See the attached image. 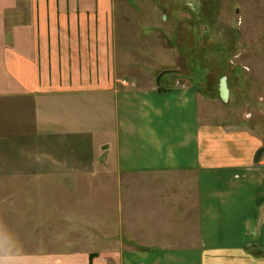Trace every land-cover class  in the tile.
Returning a JSON list of instances; mask_svg holds the SVG:
<instances>
[{
	"label": "rangeland",
	"instance_id": "374dc122",
	"mask_svg": "<svg viewBox=\"0 0 264 264\" xmlns=\"http://www.w3.org/2000/svg\"><path fill=\"white\" fill-rule=\"evenodd\" d=\"M96 3L106 9L78 34L94 42L49 59L43 90L17 91L0 65V264H54L71 245L91 258L118 237L120 214L152 190L117 172L112 131L120 115L144 116L154 92L190 89L209 116L264 138V0Z\"/></svg>",
	"mask_w": 264,
	"mask_h": 264
},
{
	"label": "crops",
	"instance_id": "0c3cea01",
	"mask_svg": "<svg viewBox=\"0 0 264 264\" xmlns=\"http://www.w3.org/2000/svg\"><path fill=\"white\" fill-rule=\"evenodd\" d=\"M96 2L0 0V65L17 91L43 90L49 59L94 42L78 34L106 9ZM149 101L133 123L118 117L109 151L118 173L150 177L151 198L136 197L118 237L105 234L91 258L95 251L71 245L54 264H264V138L209 116L190 89Z\"/></svg>",
	"mask_w": 264,
	"mask_h": 264
},
{
	"label": "water",
	"instance_id": "95a60500",
	"mask_svg": "<svg viewBox=\"0 0 264 264\" xmlns=\"http://www.w3.org/2000/svg\"><path fill=\"white\" fill-rule=\"evenodd\" d=\"M218 94L223 102H227L229 98V88L227 86V79L225 76L221 77L218 82ZM107 146H102V149H106Z\"/></svg>",
	"mask_w": 264,
	"mask_h": 264
},
{
	"label": "built area",
	"instance_id": "2783aa9c",
	"mask_svg": "<svg viewBox=\"0 0 264 264\" xmlns=\"http://www.w3.org/2000/svg\"><path fill=\"white\" fill-rule=\"evenodd\" d=\"M260 164L264 166V157H263L262 160L260 161Z\"/></svg>",
	"mask_w": 264,
	"mask_h": 264
}]
</instances>
